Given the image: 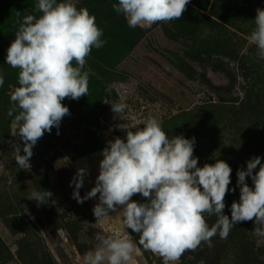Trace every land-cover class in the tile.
I'll return each instance as SVG.
<instances>
[{
    "label": "rangeland",
    "instance_id": "1",
    "mask_svg": "<svg viewBox=\"0 0 264 264\" xmlns=\"http://www.w3.org/2000/svg\"><path fill=\"white\" fill-rule=\"evenodd\" d=\"M71 2L96 17L107 43L87 58V96L63 101L71 115L63 119L59 136L54 128L35 146L29 172L15 161L19 147L25 154L18 127L11 126L14 116L8 115L19 70L5 58L18 20L41 13L38 0H0V73L5 79L0 87V264H83L84 254L96 248L97 232H128L136 244L131 264H162L159 256L143 250L139 234L126 229L122 216L110 213L97 223L92 212L97 201L78 204L71 198L70 181L77 167L87 164L84 196L95 186L98 153L106 140L126 136L119 130L108 135L116 122L110 105L102 103L107 98L128 105L118 120L126 130L153 117L170 139L195 137L199 166L215 159L228 162L234 187L236 170L251 156H264V59L248 42L256 27L255 10L264 9V0H191L181 19L134 29L113 10L118 0ZM110 85L115 86L111 95L105 91ZM45 190L53 195L37 207L33 193ZM238 199L239 189L227 195L229 217L228 208ZM205 219L211 226L217 218L205 214ZM254 227V221L241 222L226 240L217 234L212 247L202 242L177 264H264V237L256 236Z\"/></svg>",
    "mask_w": 264,
    "mask_h": 264
},
{
    "label": "clouds",
    "instance_id": "2",
    "mask_svg": "<svg viewBox=\"0 0 264 264\" xmlns=\"http://www.w3.org/2000/svg\"><path fill=\"white\" fill-rule=\"evenodd\" d=\"M191 0H118L112 5L122 14L130 28L152 27L155 24L179 20L187 11ZM37 18L27 15L18 20L19 29L7 49L5 64L18 69V83L10 95L14 108L13 128L18 127L23 152L15 156L18 167L31 171L34 148L55 128L60 135L63 119L71 115L66 99L79 101L88 94L89 73L84 71L92 49L102 48L103 30L96 17L87 8H79L71 0H38ZM255 29L248 37L255 45L257 55L264 59V9L256 10ZM20 16V12H17ZM75 63L76 66H73ZM5 79L0 73V87ZM114 85L105 91L111 95ZM113 121L108 135L117 130L126 136L107 139L98 153V175L95 186L84 196L81 189L90 176L85 164L78 166L70 181L71 198L78 204L96 200L92 212L97 223L115 213L131 233L139 234L138 244L146 252L159 256L162 264H177L185 252L196 251L217 234L226 240L232 228L241 222L254 221L253 233L264 237V156L253 155L236 170V183L232 185L233 169L228 162L215 159V163L200 165L194 155L196 138L183 134L171 139L162 130L161 123L150 117L144 126L126 130L118 123L128 105L112 102ZM251 180V185L249 184ZM225 214L226 197L235 195ZM53 193H33L37 207L46 205ZM139 195L141 201L133 200ZM205 214L216 216L209 226ZM96 248L83 256V264H131L136 244L129 233L120 236L94 235ZM203 264V262H202Z\"/></svg>",
    "mask_w": 264,
    "mask_h": 264
},
{
    "label": "trees",
    "instance_id": "3",
    "mask_svg": "<svg viewBox=\"0 0 264 264\" xmlns=\"http://www.w3.org/2000/svg\"><path fill=\"white\" fill-rule=\"evenodd\" d=\"M18 73L19 72H16L15 73V78H14V86L15 87H19L20 86L19 83H18Z\"/></svg>",
    "mask_w": 264,
    "mask_h": 264
},
{
    "label": "water",
    "instance_id": "4",
    "mask_svg": "<svg viewBox=\"0 0 264 264\" xmlns=\"http://www.w3.org/2000/svg\"><path fill=\"white\" fill-rule=\"evenodd\" d=\"M15 88H16V87H15ZM15 88H14V89H15ZM14 89H13V91H14Z\"/></svg>",
    "mask_w": 264,
    "mask_h": 264
}]
</instances>
